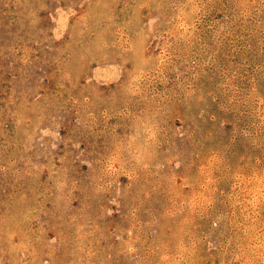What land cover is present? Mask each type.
I'll use <instances>...</instances> for the list:
<instances>
[{"label": "rangeland", "instance_id": "1", "mask_svg": "<svg viewBox=\"0 0 264 264\" xmlns=\"http://www.w3.org/2000/svg\"><path fill=\"white\" fill-rule=\"evenodd\" d=\"M0 264H264V0H0Z\"/></svg>", "mask_w": 264, "mask_h": 264}]
</instances>
